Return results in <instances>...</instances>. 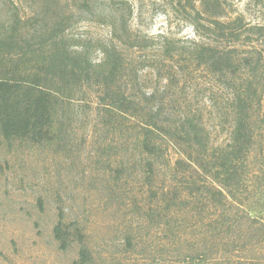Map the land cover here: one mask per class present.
Masks as SVG:
<instances>
[{
  "label": "rangeland",
  "instance_id": "obj_1",
  "mask_svg": "<svg viewBox=\"0 0 264 264\" xmlns=\"http://www.w3.org/2000/svg\"><path fill=\"white\" fill-rule=\"evenodd\" d=\"M122 1L125 4L113 9L106 22L75 12L72 35L93 61L100 59L99 49L119 39L120 49L138 67L143 88L151 92L164 85L175 87L173 99L199 111L210 145H223L232 118L228 84L195 67L190 58L196 47L215 43L200 0ZM218 1L224 11L221 20L240 18L246 27L261 28L264 39V0ZM94 2L96 8L109 6L108 0ZM66 3L77 0H61L59 7ZM22 9L27 13L32 6ZM9 10L8 0L0 1V20ZM247 45H241L243 55L261 51L255 40ZM243 78L239 74L237 84ZM92 100L73 105L72 135L61 151L0 136V264H74L79 245L72 241L62 251L53 237L59 217L81 230L88 264H264V227L250 219L247 207L236 209V233L222 231L203 202L167 210L144 184L130 128L123 131L119 123L104 127ZM253 104L256 145L250 170L255 181L240 202L262 209L264 87ZM166 157L175 159V151ZM160 186H168L164 171L152 191L160 194Z\"/></svg>",
  "mask_w": 264,
  "mask_h": 264
},
{
  "label": "trees",
  "instance_id": "obj_2",
  "mask_svg": "<svg viewBox=\"0 0 264 264\" xmlns=\"http://www.w3.org/2000/svg\"><path fill=\"white\" fill-rule=\"evenodd\" d=\"M8 2L7 18L0 20V136L5 141L61 151L72 135L73 105L93 99L104 127L119 123L123 131L130 128L143 164L144 184L152 197L166 203L167 210L200 201L213 210V220L222 231L236 233L235 212L243 206L250 219L264 227V206L259 209L240 202L243 192L255 181L252 110L264 87L261 28L246 27L240 18L221 20L224 11L218 0H200L208 30L216 37L215 43L200 45L191 52V63L226 82L231 96L227 141L213 147L199 111L173 99L175 87L164 85L151 92L143 88L138 67L120 49L119 39L99 49L100 59L93 61L89 50L72 35L75 12H86L106 22L112 18V10H118L125 1L108 0L109 6L102 8L94 7V0H77L62 7L61 0ZM23 5L32 6L31 11L26 13ZM120 23L126 24L124 20ZM254 40L261 51L256 56L248 52L243 55L241 45ZM241 73L242 84H237ZM163 78L159 74L157 79ZM169 150L175 151V159H167ZM163 171L167 189L160 186V194L154 193L152 186L160 184ZM116 172L121 175L118 169ZM52 233L62 251L72 241L79 245L74 264L90 262L75 223L64 224L59 217Z\"/></svg>",
  "mask_w": 264,
  "mask_h": 264
}]
</instances>
